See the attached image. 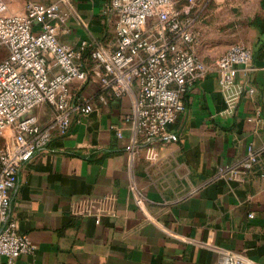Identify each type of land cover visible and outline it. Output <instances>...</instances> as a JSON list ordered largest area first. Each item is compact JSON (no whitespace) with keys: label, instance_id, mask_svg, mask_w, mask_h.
<instances>
[{"label":"crops","instance_id":"0c3cea01","mask_svg":"<svg viewBox=\"0 0 264 264\" xmlns=\"http://www.w3.org/2000/svg\"><path fill=\"white\" fill-rule=\"evenodd\" d=\"M2 1L23 10L29 0ZM69 1L103 36L107 0ZM189 8L204 62L240 43L255 70L245 76L239 66L226 93L213 71L189 86L183 111L167 126L176 140L142 146L132 160L130 130L119 120L130 99L101 103L95 81L75 89L97 109L66 134L54 131L20 167L9 213L36 249L13 264H219L220 252L201 242L208 228L215 246L264 264V0H194ZM81 33L73 23L64 39L76 45ZM229 95L234 107L223 112ZM33 112L41 124L53 117L47 104ZM111 125H121V137ZM248 144L261 155L247 180L217 178V166L237 163ZM0 264H7L2 256Z\"/></svg>","mask_w":264,"mask_h":264},{"label":"built area","instance_id":"2783aa9c","mask_svg":"<svg viewBox=\"0 0 264 264\" xmlns=\"http://www.w3.org/2000/svg\"><path fill=\"white\" fill-rule=\"evenodd\" d=\"M187 2L175 8L174 0H107L101 8L105 30L100 37L69 0H29L23 10L0 0V256L7 264L36 249L9 213L10 191L20 167L49 143L54 131L66 134L74 121L80 123L97 109L92 101L77 96L75 89L95 81L101 103L130 99V109L119 120L130 130L126 149L132 160L142 146L152 149L176 140L167 126L183 111L189 86L213 71L226 93L239 66L245 76L255 70L250 65L251 50L240 43L204 62L195 50V17L189 10L194 0ZM73 23L82 32L76 45L64 39ZM234 99L229 95L223 112L232 111ZM42 104L53 110L45 124L33 112ZM111 129L122 136L121 125ZM260 155L248 144L237 163L217 166V178L246 181ZM142 201L136 197L139 206ZM100 218L95 215L96 222ZM201 242L220 252L219 264H260L245 252L215 246L212 228Z\"/></svg>","mask_w":264,"mask_h":264},{"label":"rangeland","instance_id":"374dc122","mask_svg":"<svg viewBox=\"0 0 264 264\" xmlns=\"http://www.w3.org/2000/svg\"><path fill=\"white\" fill-rule=\"evenodd\" d=\"M184 0H174V7L179 8V6L182 4Z\"/></svg>","mask_w":264,"mask_h":264}]
</instances>
